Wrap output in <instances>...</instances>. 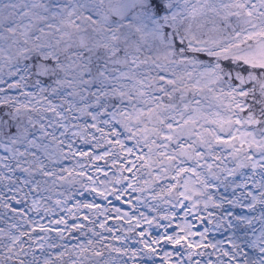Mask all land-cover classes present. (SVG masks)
<instances>
[{
  "label": "snow or ice",
  "instance_id": "1",
  "mask_svg": "<svg viewBox=\"0 0 264 264\" xmlns=\"http://www.w3.org/2000/svg\"><path fill=\"white\" fill-rule=\"evenodd\" d=\"M0 264H264V0H0Z\"/></svg>",
  "mask_w": 264,
  "mask_h": 264
},
{
  "label": "clouds",
  "instance_id": "2",
  "mask_svg": "<svg viewBox=\"0 0 264 264\" xmlns=\"http://www.w3.org/2000/svg\"><path fill=\"white\" fill-rule=\"evenodd\" d=\"M194 160H195V157H193V161H191V162H194ZM201 172H202V170H201ZM201 172H198V174H197V176H196V178H195V183H202L203 182V180H204V176L207 174L206 172H203V174H201ZM166 195H168V194H170L174 199H178V193L177 192H172V193H165ZM205 194H207L206 192H205Z\"/></svg>",
  "mask_w": 264,
  "mask_h": 264
}]
</instances>
